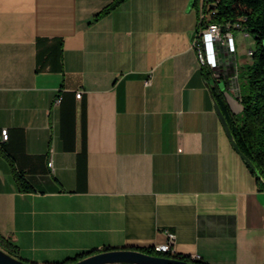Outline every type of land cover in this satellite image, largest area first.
I'll return each mask as SVG.
<instances>
[{
  "label": "crops",
  "instance_id": "0c3cea01",
  "mask_svg": "<svg viewBox=\"0 0 264 264\" xmlns=\"http://www.w3.org/2000/svg\"><path fill=\"white\" fill-rule=\"evenodd\" d=\"M114 1L0 0V234L32 264L167 232L192 260L264 264V191L207 86L242 110L231 56L212 84L192 0Z\"/></svg>",
  "mask_w": 264,
  "mask_h": 264
},
{
  "label": "trees",
  "instance_id": "16d2710c",
  "mask_svg": "<svg viewBox=\"0 0 264 264\" xmlns=\"http://www.w3.org/2000/svg\"><path fill=\"white\" fill-rule=\"evenodd\" d=\"M126 0H115L105 12L118 7ZM211 7L209 20H204L198 24L197 33L205 28L208 23L220 25L223 33L238 30L248 33L257 44L254 51V63L248 67L249 89L246 94H239L243 110L239 114H234L227 104L224 93L215 85L212 87L213 96L224 113L232 134L243 155L252 161L256 171L251 170L256 177L259 189L264 191V0H208ZM196 0L194 8H197ZM214 11V13H212ZM207 79L213 76V72L202 67ZM2 143H0V147ZM16 181L22 191L32 190L21 173L16 172ZM0 248L15 258H20V251L17 246L0 234ZM109 249H105L108 251ZM144 253L186 261L191 264H206L201 261H194L190 257L179 254H164L154 250V248L141 249ZM99 253L91 251L81 254L76 258L69 259L62 264H73L78 260Z\"/></svg>",
  "mask_w": 264,
  "mask_h": 264
},
{
  "label": "built area",
  "instance_id": "2783aa9c",
  "mask_svg": "<svg viewBox=\"0 0 264 264\" xmlns=\"http://www.w3.org/2000/svg\"><path fill=\"white\" fill-rule=\"evenodd\" d=\"M197 9L199 12L200 22L209 20L211 7L208 0H198ZM214 13V11L212 12ZM244 37L248 38L250 35L244 33ZM194 47L199 53V61L202 67H205L213 72L215 76L220 77L223 73L221 70V63L219 60V54L226 52L231 56L229 62L231 66V76L238 79V65H237V45L236 40L232 32L223 33L220 25L214 23H208V25L200 29L194 38ZM249 56L253 57L254 50H249ZM221 70V71H220ZM226 74V73H225ZM235 80V81H236ZM150 84V80L146 81V85ZM82 93H77V98H81ZM62 102V98L56 100L57 104ZM10 134L8 129H2L0 132V143L9 141ZM52 165V164H51ZM176 235L173 232H167V241L164 244L154 246V250L164 254H176L175 250ZM201 258L199 255L193 257L194 261H199Z\"/></svg>",
  "mask_w": 264,
  "mask_h": 264
},
{
  "label": "water",
  "instance_id": "95a60500",
  "mask_svg": "<svg viewBox=\"0 0 264 264\" xmlns=\"http://www.w3.org/2000/svg\"><path fill=\"white\" fill-rule=\"evenodd\" d=\"M196 0H192V7H194ZM207 86L211 92L215 110L220 118V121L225 129V132L236 152L241 156L244 162L254 171L257 172L255 165L250 159L243 155L237 145V142L232 134L228 121L222 112L219 104L216 102L211 85L207 83ZM0 264H32L28 263L21 258H15L8 254L6 251L0 248ZM73 264H191L186 261L158 257L144 253L134 249H122V250H108L96 253L84 259L78 260Z\"/></svg>",
  "mask_w": 264,
  "mask_h": 264
},
{
  "label": "rangeland",
  "instance_id": "374dc122",
  "mask_svg": "<svg viewBox=\"0 0 264 264\" xmlns=\"http://www.w3.org/2000/svg\"><path fill=\"white\" fill-rule=\"evenodd\" d=\"M195 11L198 12L197 8H194ZM199 14V12H198ZM235 37L236 40V45H237V65H238V79L234 78L236 80V83L238 84L239 88V94H246L249 89V84H248V67L252 66L254 63V58L249 56V50H256L257 49V44L256 41L253 37H244V33L238 30H232L231 31ZM254 56V55H253ZM214 75V74H213ZM218 78V81L221 83V87L227 88L225 81L223 79H219L218 76H212L210 78V82L212 84L215 83V79ZM237 85V84H236ZM229 92V91H228ZM238 94V95H239ZM242 105V104H241ZM243 110V107H242ZM241 110V111H242ZM241 111L239 113H241ZM237 113V114H239Z\"/></svg>",
  "mask_w": 264,
  "mask_h": 264
},
{
  "label": "bare ground",
  "instance_id": "6f19581e",
  "mask_svg": "<svg viewBox=\"0 0 264 264\" xmlns=\"http://www.w3.org/2000/svg\"><path fill=\"white\" fill-rule=\"evenodd\" d=\"M253 55H254V53H253Z\"/></svg>",
  "mask_w": 264,
  "mask_h": 264
}]
</instances>
